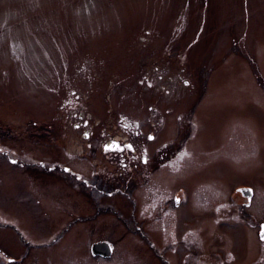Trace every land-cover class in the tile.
Wrapping results in <instances>:
<instances>
[{
  "label": "rangeland",
  "instance_id": "rangeland-1",
  "mask_svg": "<svg viewBox=\"0 0 264 264\" xmlns=\"http://www.w3.org/2000/svg\"><path fill=\"white\" fill-rule=\"evenodd\" d=\"M112 144L153 157L108 171ZM261 216L264 0H0V264H264Z\"/></svg>",
  "mask_w": 264,
  "mask_h": 264
},
{
  "label": "flooded vegetation",
  "instance_id": "flooded-vegetation-1",
  "mask_svg": "<svg viewBox=\"0 0 264 264\" xmlns=\"http://www.w3.org/2000/svg\"><path fill=\"white\" fill-rule=\"evenodd\" d=\"M71 121L69 120L68 125L70 126ZM84 126L80 125V124H75L73 126V129L75 131H79L80 128H82ZM138 131L135 132V136L138 137ZM141 136V135H140ZM139 136V139H141V137ZM152 139L148 140V141H152L153 140V136H150ZM84 139H88V134L85 132ZM67 147V146H66ZM113 150L110 154H112L111 157H107L106 161H105V170L108 171H112V170H119L121 171L122 168H125L126 164L128 162V157L131 158L135 163H137L140 167H145L146 165L149 164L148 160L149 158L153 157V152L152 149H149L148 145H142L139 146L137 148H134V151H130V155L126 156L125 154V149H123L122 147L119 148V150L116 148V145L112 144ZM68 148L73 149L75 148V146H68ZM89 149L90 145L88 146ZM166 150V149H165ZM163 153H161V158L164 159L165 161V154L164 151ZM69 150L66 149L65 153L68 155ZM182 157V152H179L177 155L178 159H181ZM121 160H123V163L121 164ZM112 165L118 167H113ZM122 166V167H121ZM66 167V166H65ZM56 168H60V164L56 165ZM64 171H68L67 169H63ZM125 174L128 176L127 178L129 180H124L122 184H118L120 186H117L115 188L114 192H110L107 193L108 196H113L115 193H120V194H125L126 197L129 198L131 205L133 206L135 201L132 198L133 197V191H135V184L136 182H138V178H137V174L136 171L132 168H128L125 170ZM77 177L72 179L71 181L73 183L76 184L77 186V191L79 192L80 195H85V193H89L92 194L93 196H95V198H93L94 200V206H98L100 207V210H103L102 208V198L104 197V193L103 187L109 186L110 184H104L101 182L97 183V180L99 178H96L95 176H90L92 179L91 180H87L88 182H86L85 180H81L79 175H76ZM97 176V175H96ZM106 181V180H105ZM102 182H104L102 180ZM152 187L154 188L155 192H159L160 191V182L156 181L154 183H152ZM159 185V186H158ZM162 185V184H161ZM103 188V189H102ZM109 188V187H108ZM124 191V192H123ZM112 193V194H111ZM255 190L252 187H242L240 190H238L237 192H235L234 194H232L230 196V201L232 202V208H237V214L243 219V223H246L247 225H249V221L252 217L251 213L253 212V208H252V202H253V198L255 197ZM179 195V194H177ZM176 195V196H177ZM170 196H166V197H162L160 203H158L159 205L162 204L164 201H167L166 203H170L171 201ZM104 199V198H103ZM155 202H158L157 200H155ZM177 203V201H176ZM101 205V206H100ZM261 220H259L257 223H255L254 227H255V231H256V237L259 240V242L264 245V240L261 239L262 234H264V216H261L260 218ZM113 253V250H112ZM99 257V256H98ZM9 262V260H7ZM12 262V261H11Z\"/></svg>",
  "mask_w": 264,
  "mask_h": 264
},
{
  "label": "water",
  "instance_id": "water-1",
  "mask_svg": "<svg viewBox=\"0 0 264 264\" xmlns=\"http://www.w3.org/2000/svg\"><path fill=\"white\" fill-rule=\"evenodd\" d=\"M112 245L106 242L95 243L91 246V254L94 257L109 258L112 254Z\"/></svg>",
  "mask_w": 264,
  "mask_h": 264
},
{
  "label": "snow or ice",
  "instance_id": "snow-or-ice-1",
  "mask_svg": "<svg viewBox=\"0 0 264 264\" xmlns=\"http://www.w3.org/2000/svg\"><path fill=\"white\" fill-rule=\"evenodd\" d=\"M149 139H152L151 137H149ZM129 150H134L132 149V147L129 145L127 146ZM109 148V146H106V150ZM116 148L119 150V146L117 145ZM14 162V161H13ZM261 239L264 240V234H262Z\"/></svg>",
  "mask_w": 264,
  "mask_h": 264
},
{
  "label": "bare ground",
  "instance_id": "bare-ground-1",
  "mask_svg": "<svg viewBox=\"0 0 264 264\" xmlns=\"http://www.w3.org/2000/svg\"><path fill=\"white\" fill-rule=\"evenodd\" d=\"M112 255V254H111Z\"/></svg>",
  "mask_w": 264,
  "mask_h": 264
}]
</instances>
